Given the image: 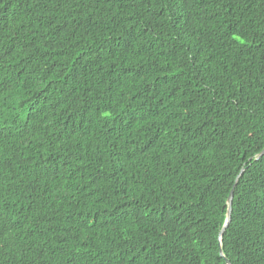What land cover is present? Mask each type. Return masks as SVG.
<instances>
[{
	"label": "trees",
	"instance_id": "trees-1",
	"mask_svg": "<svg viewBox=\"0 0 264 264\" xmlns=\"http://www.w3.org/2000/svg\"><path fill=\"white\" fill-rule=\"evenodd\" d=\"M262 150L264 0H0V264H264Z\"/></svg>",
	"mask_w": 264,
	"mask_h": 264
},
{
	"label": "water",
	"instance_id": "water-1",
	"mask_svg": "<svg viewBox=\"0 0 264 264\" xmlns=\"http://www.w3.org/2000/svg\"><path fill=\"white\" fill-rule=\"evenodd\" d=\"M263 155H264V150H262V151L258 154L256 160L260 159ZM242 172H243V171H242ZM238 178H239V177H238ZM238 178H237V179H238ZM235 187H236V184L233 186V188H232V190H231V192H230V194H229V197H228L227 219H226L225 225L223 226V228H222V230H221V232H220V237H222V235L224 234V232H225L226 228L228 227V225H229V223H230V220H231L232 201H233V196H234V189H235ZM220 240H221V239H220ZM220 245H221V242H220ZM220 254H221V256L225 259V261H226L227 264H231V262H230L227 258H225V256L223 255V253H222L221 250H220Z\"/></svg>",
	"mask_w": 264,
	"mask_h": 264
}]
</instances>
